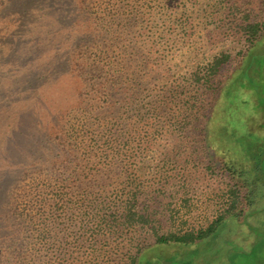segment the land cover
Listing matches in <instances>:
<instances>
[{
	"label": "rangeland",
	"instance_id": "obj_1",
	"mask_svg": "<svg viewBox=\"0 0 264 264\" xmlns=\"http://www.w3.org/2000/svg\"><path fill=\"white\" fill-rule=\"evenodd\" d=\"M261 19L264 0H0V215L47 160L70 185L86 176L123 188L107 191L115 209L135 199L148 219L112 228L95 246L76 242L69 227L68 264H124L137 242L205 230L234 182L221 169L231 141L219 140L218 150L209 141L208 110L233 63L209 83L205 66L222 52L234 58L245 45L242 25ZM121 130L129 155L119 158L115 144L100 155L99 138ZM260 214L249 223L264 232ZM255 241L228 221L182 254L147 249L140 264H264V239ZM0 249V264H14Z\"/></svg>",
	"mask_w": 264,
	"mask_h": 264
},
{
	"label": "trees",
	"instance_id": "obj_2",
	"mask_svg": "<svg viewBox=\"0 0 264 264\" xmlns=\"http://www.w3.org/2000/svg\"><path fill=\"white\" fill-rule=\"evenodd\" d=\"M241 29L243 50L234 58L223 52L212 57L204 70L205 82L209 83L216 79L222 66L233 63L226 77L216 82L217 100L210 102L208 108L212 133L209 141H214L217 150L219 140L231 141L226 155L221 152V169L234 181L228 191L226 209L205 230L195 234L161 236L151 247L137 242L124 264H140L145 251L155 246L170 248L168 255L179 251L182 254L206 237L219 235L228 221L251 230L258 244L264 239V232L249 223V219L259 217L264 211V207H256L264 199V19L242 25ZM141 113L139 117L144 116ZM126 133L121 130L115 137H100V155L107 157V150L114 151L115 144L118 145L115 154L126 157L129 152ZM37 166L40 171L26 176L21 190L10 197L11 213L0 215V244L12 254L14 264H68L64 249L69 227L76 242L88 241L95 246L112 228L122 230L133 223L148 222L143 210L134 209V198L135 203L126 199L115 209V200L107 191L123 193V188L119 190L112 183L102 184L99 178L86 176L70 185L71 179L59 173L52 161H40ZM42 169H45L43 174ZM93 188L99 192L102 189L103 193L97 195L87 190ZM88 202L92 210L84 209ZM5 217L9 218V224L4 223ZM123 224L128 226L120 228Z\"/></svg>",
	"mask_w": 264,
	"mask_h": 264
}]
</instances>
